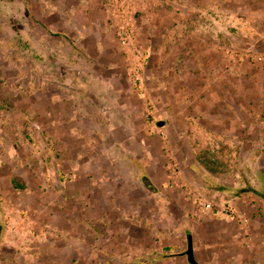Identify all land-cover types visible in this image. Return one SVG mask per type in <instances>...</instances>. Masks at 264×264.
Instances as JSON below:
<instances>
[{
    "label": "rangeland",
    "instance_id": "374dc122",
    "mask_svg": "<svg viewBox=\"0 0 264 264\" xmlns=\"http://www.w3.org/2000/svg\"><path fill=\"white\" fill-rule=\"evenodd\" d=\"M188 237L264 264V0H0V264H189Z\"/></svg>",
    "mask_w": 264,
    "mask_h": 264
},
{
    "label": "trees",
    "instance_id": "16d2710c",
    "mask_svg": "<svg viewBox=\"0 0 264 264\" xmlns=\"http://www.w3.org/2000/svg\"><path fill=\"white\" fill-rule=\"evenodd\" d=\"M204 162H206L205 163V165H206V167L209 169V170H211V171H214V172H216V173H221V172H223V170L222 169H220V167L218 166V167H215L216 166V162L215 161H204ZM219 165V164H218ZM12 185L14 186V188H16V189H22V188H24V185L20 182V181H18L17 179H13L12 180Z\"/></svg>",
    "mask_w": 264,
    "mask_h": 264
},
{
    "label": "water",
    "instance_id": "95a60500",
    "mask_svg": "<svg viewBox=\"0 0 264 264\" xmlns=\"http://www.w3.org/2000/svg\"><path fill=\"white\" fill-rule=\"evenodd\" d=\"M157 125L162 126V123L159 122ZM185 255L187 258V262L189 264H198L193 257V251H192V245H191L190 237H188V240H187V249L185 251Z\"/></svg>",
    "mask_w": 264,
    "mask_h": 264
},
{
    "label": "built area",
    "instance_id": "2783aa9c",
    "mask_svg": "<svg viewBox=\"0 0 264 264\" xmlns=\"http://www.w3.org/2000/svg\"><path fill=\"white\" fill-rule=\"evenodd\" d=\"M128 21H129V19H128ZM130 29L129 28H125L124 27V29H123V34H125V35H128L129 33H130ZM122 44H126V41H125V39H122Z\"/></svg>",
    "mask_w": 264,
    "mask_h": 264
}]
</instances>
